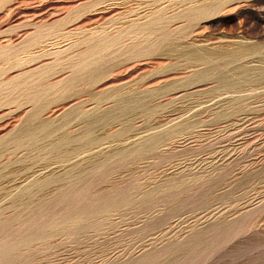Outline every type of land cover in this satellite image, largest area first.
Listing matches in <instances>:
<instances>
[{"label":"rangeland","instance_id":"374dc122","mask_svg":"<svg viewBox=\"0 0 264 264\" xmlns=\"http://www.w3.org/2000/svg\"><path fill=\"white\" fill-rule=\"evenodd\" d=\"M0 264H264V0H0Z\"/></svg>","mask_w":264,"mask_h":264}]
</instances>
